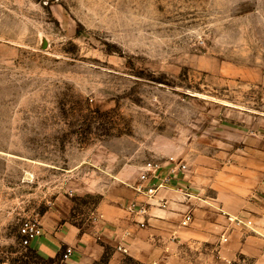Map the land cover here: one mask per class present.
<instances>
[{
	"label": "rangeland",
	"instance_id": "rangeland-1",
	"mask_svg": "<svg viewBox=\"0 0 264 264\" xmlns=\"http://www.w3.org/2000/svg\"><path fill=\"white\" fill-rule=\"evenodd\" d=\"M263 119L264 0H0V264H69L22 225L67 198L87 229L150 163L209 179Z\"/></svg>",
	"mask_w": 264,
	"mask_h": 264
},
{
	"label": "crops",
	"instance_id": "crops-1",
	"mask_svg": "<svg viewBox=\"0 0 264 264\" xmlns=\"http://www.w3.org/2000/svg\"><path fill=\"white\" fill-rule=\"evenodd\" d=\"M257 127L244 154L230 151V162L209 179L175 164L118 176L101 192L97 218L87 229L69 220L72 203L60 198L40 220L31 248L50 259L71 248L69 264H95L105 255L107 264H119L125 255L145 264H264V119ZM193 243L216 245L217 251L194 262L188 254Z\"/></svg>",
	"mask_w": 264,
	"mask_h": 264
},
{
	"label": "built area",
	"instance_id": "built-area-1",
	"mask_svg": "<svg viewBox=\"0 0 264 264\" xmlns=\"http://www.w3.org/2000/svg\"><path fill=\"white\" fill-rule=\"evenodd\" d=\"M149 167H154L157 168L158 165L157 164H149ZM154 191L153 188H149L148 189V193L152 194ZM131 207H135V204H131ZM142 212H145L144 208H140L139 209ZM191 219L190 215L186 216V219L183 221V224H187ZM22 234H23V243L27 246L31 245V242L33 241L34 238H36L37 236H39L41 234V227L38 226V223L34 222V221H26L23 225H22ZM121 249V247H119ZM124 251H126V249H123ZM72 249L71 248H67L65 254L63 255L65 257V259L68 258V256L71 254Z\"/></svg>",
	"mask_w": 264,
	"mask_h": 264
},
{
	"label": "trees",
	"instance_id": "trees-1",
	"mask_svg": "<svg viewBox=\"0 0 264 264\" xmlns=\"http://www.w3.org/2000/svg\"><path fill=\"white\" fill-rule=\"evenodd\" d=\"M107 257V255H105V257L104 258H102L101 260H100V262L102 261V262H104V261H106V258ZM50 259V258H49Z\"/></svg>",
	"mask_w": 264,
	"mask_h": 264
}]
</instances>
